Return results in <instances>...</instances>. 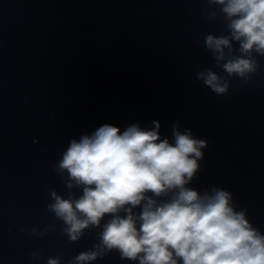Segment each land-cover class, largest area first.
Here are the masks:
<instances>
[{
  "label": "clouds",
  "instance_id": "obj_1",
  "mask_svg": "<svg viewBox=\"0 0 264 264\" xmlns=\"http://www.w3.org/2000/svg\"><path fill=\"white\" fill-rule=\"evenodd\" d=\"M209 5L222 6L228 35H207L206 48L220 65L237 51L233 42L239 43V55L227 59L223 70L230 77L255 73L251 54L264 56V0H209ZM208 18L214 20L216 13ZM197 79L218 95L229 89L211 70L197 73ZM153 125L145 130L133 124L121 132L104 124L90 136L71 140L55 166L61 175L66 170L68 189L82 190L78 198L70 191L67 199L53 190L54 202L47 205L67 225L63 231L71 241L79 240L90 225L99 227L106 215L111 217L99 234L101 243L94 245L106 251L82 252L74 258L76 264L103 258L112 249L139 264H264V235L244 211L234 210L228 191L213 188L214 195L202 196L186 187L200 167L207 141L173 125L170 143L161 139L160 123ZM169 192L175 193L170 200L158 203L153 198ZM137 206H142L139 215L132 211ZM122 209L124 216L119 215ZM47 264L60 261L49 258Z\"/></svg>",
  "mask_w": 264,
  "mask_h": 264
}]
</instances>
